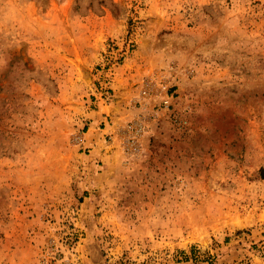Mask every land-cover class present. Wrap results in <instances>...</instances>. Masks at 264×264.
I'll list each match as a JSON object with an SVG mask.
<instances>
[{
  "label": "rangeland",
  "instance_id": "1",
  "mask_svg": "<svg viewBox=\"0 0 264 264\" xmlns=\"http://www.w3.org/2000/svg\"><path fill=\"white\" fill-rule=\"evenodd\" d=\"M0 264H264V0H0Z\"/></svg>",
  "mask_w": 264,
  "mask_h": 264
}]
</instances>
